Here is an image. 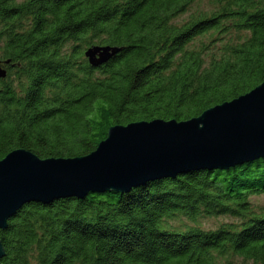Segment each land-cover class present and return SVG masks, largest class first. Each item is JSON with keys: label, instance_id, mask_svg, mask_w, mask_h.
Segmentation results:
<instances>
[{"label": "trees", "instance_id": "trees-1", "mask_svg": "<svg viewBox=\"0 0 264 264\" xmlns=\"http://www.w3.org/2000/svg\"><path fill=\"white\" fill-rule=\"evenodd\" d=\"M194 1L0 0V159L82 156L112 125L185 120L264 82V0L178 22ZM92 44L122 49L92 67ZM262 193L264 156L29 202L0 229V264H264ZM218 216L234 220L200 225Z\"/></svg>", "mask_w": 264, "mask_h": 264}, {"label": "water", "instance_id": "water-1", "mask_svg": "<svg viewBox=\"0 0 264 264\" xmlns=\"http://www.w3.org/2000/svg\"><path fill=\"white\" fill-rule=\"evenodd\" d=\"M121 49L92 44L83 55L97 67ZM5 76L0 61V79ZM263 156L264 82L185 120L155 118L112 125L96 148L82 156L40 158L15 148L0 159V229L29 202L127 192L147 181L192 170L226 169ZM3 254L0 244V259Z\"/></svg>", "mask_w": 264, "mask_h": 264}, {"label": "rangeland", "instance_id": "rangeland-1", "mask_svg": "<svg viewBox=\"0 0 264 264\" xmlns=\"http://www.w3.org/2000/svg\"><path fill=\"white\" fill-rule=\"evenodd\" d=\"M209 7V3L208 0H195L188 11H186L185 13H183L178 19V22H182L185 21L187 19H189L191 14H196L199 10H205ZM251 201L253 203H257V204H261L264 205V193L260 194V195H256L251 197ZM201 223L200 225L205 228V229H209V228H215L217 224H219L220 222H224V221H229V220H234L231 217L228 216H218V217H209V218H202L200 219ZM244 264H259V263H253L250 260H244L243 262Z\"/></svg>", "mask_w": 264, "mask_h": 264}]
</instances>
